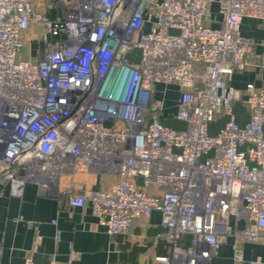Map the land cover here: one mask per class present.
I'll return each instance as SVG.
<instances>
[{
  "label": "built area",
  "instance_id": "1",
  "mask_svg": "<svg viewBox=\"0 0 264 264\" xmlns=\"http://www.w3.org/2000/svg\"><path fill=\"white\" fill-rule=\"evenodd\" d=\"M58 4L62 17L52 19L33 0H0V184L21 193L28 174L56 175L66 158L83 156L117 180L105 191L69 193V208L89 205L112 236L158 211L169 248L154 264H212L227 236L264 241V87L229 83L252 51L241 21L264 23V0ZM30 24L43 27L41 49L20 59ZM158 86H176L172 117L183 128L161 122ZM218 115L225 120L212 133ZM40 238L35 231L23 264H34ZM75 260L74 251L65 262L52 253L48 264ZM232 261H244L237 242Z\"/></svg>",
  "mask_w": 264,
  "mask_h": 264
},
{
  "label": "crops",
  "instance_id": "2",
  "mask_svg": "<svg viewBox=\"0 0 264 264\" xmlns=\"http://www.w3.org/2000/svg\"><path fill=\"white\" fill-rule=\"evenodd\" d=\"M58 2L44 0L34 7V11L52 19L62 17ZM212 9L216 13V6ZM216 25V22L212 24ZM42 30L40 24H30L22 32L24 45L20 59L38 56ZM240 33L252 40V51L248 64L236 70L229 83L239 90H244L247 84L264 87V23L257 18L244 17ZM171 91L178 92L176 86L171 87L169 93ZM235 108L237 121L246 122L248 112L245 107L237 103ZM174 124L185 125L177 120ZM116 180L114 174L98 172L88 166L83 156L74 155L62 162L56 175L28 174L21 193H11L14 191L8 184H0V264H23L35 231L41 238L34 264H48L52 253L65 262L71 251L76 252L75 264H154V256L167 253L169 248L165 238L158 236L164 231L158 211L135 217L126 234L112 236L99 223L89 205L73 209L68 206L69 193L80 192L83 188L105 191ZM144 191L153 194L157 189L148 186ZM232 223L235 225L234 220ZM237 225L243 226L244 223L240 221ZM235 242L243 250L244 261L240 264H249V260L257 256L264 263L263 240H237L227 236L222 240L212 264H233L232 245Z\"/></svg>",
  "mask_w": 264,
  "mask_h": 264
},
{
  "label": "rangeland",
  "instance_id": "3",
  "mask_svg": "<svg viewBox=\"0 0 264 264\" xmlns=\"http://www.w3.org/2000/svg\"><path fill=\"white\" fill-rule=\"evenodd\" d=\"M43 1L44 0H33V7H36V5H39V3L43 2ZM213 7H215V4L213 5ZM133 53H134V55H133ZM137 54H138V51H133L132 52V55L135 57V59H137V57H138ZM158 87H159V90L157 92V95L160 96V97H162L164 99V102H165L164 104H167L168 105V103H170V101H169V93L167 91L165 92L164 89H163V87H160V86H158ZM234 111L236 113V108H234ZM170 120H166L165 123L168 124V125H170V126H172V127H176V128L181 127L182 128V126H176ZM224 120H225L224 117H222L220 115L216 116V118L214 119V121L211 124V132L212 133L216 132L217 129L223 124Z\"/></svg>",
  "mask_w": 264,
  "mask_h": 264
},
{
  "label": "trees",
  "instance_id": "4",
  "mask_svg": "<svg viewBox=\"0 0 264 264\" xmlns=\"http://www.w3.org/2000/svg\"><path fill=\"white\" fill-rule=\"evenodd\" d=\"M177 96H178V92H176V91H171L170 93H169V101H170V103H168V105H167V110H166V112L164 113V116L161 118V122L162 123H164V124H166L165 123V121L166 120H170V121H172L173 122V124H174V120H176L174 117H172V112L174 111V107H175V103H176V99H177ZM171 115V116H170ZM168 125V124H167ZM170 126V125H169ZM172 127V126H171ZM184 127V126H183ZM182 127V128H183ZM173 128H176V127H173ZM181 127H179L178 129H180ZM140 188H142V189H144L145 190V188L146 187H143V186H141L140 185ZM188 244V237L187 236H185L184 238H182V240H181V245H187Z\"/></svg>",
  "mask_w": 264,
  "mask_h": 264
}]
</instances>
